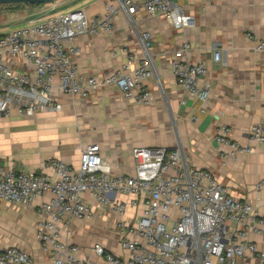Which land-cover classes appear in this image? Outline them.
Wrapping results in <instances>:
<instances>
[{"label": "built area", "instance_id": "1", "mask_svg": "<svg viewBox=\"0 0 264 264\" xmlns=\"http://www.w3.org/2000/svg\"><path fill=\"white\" fill-rule=\"evenodd\" d=\"M138 11L148 18L161 17L176 30L194 22L172 0H107L104 14L91 20L83 11H71L0 36V119L12 111L27 119L60 112L54 90L86 99L101 89H115L126 101L148 105L145 82L154 76L148 32L138 37L143 58L131 68L133 57L121 50L127 62L100 80L83 77L69 58L77 51L66 47L79 35L110 33L117 13L132 24ZM253 50L264 52V41H255ZM189 51V44L181 43L173 51L170 69L177 84L204 106L209 85L201 82L208 69L204 63L183 62ZM220 59L215 51L213 62ZM213 139L229 146L231 156L248 154L255 145L264 146V122L250 127L245 147L232 142L224 126ZM99 152L97 144L84 146L77 168L55 159H49L42 172L0 165V202L30 208L49 196L35 206V238L48 264H87L78 257L79 247L68 241L73 223L93 215L85 194L118 216L114 230L129 258L124 261L99 244L92 246L93 255L107 264H248L250 259L264 264V216L227 193L209 172L192 168L181 148H133L131 176H113ZM116 196L128 200L122 203ZM127 206L141 207L133 221L124 218ZM250 236L260 237L261 245ZM0 264H33V258L14 247L0 248Z\"/></svg>", "mask_w": 264, "mask_h": 264}, {"label": "crops", "instance_id": "2", "mask_svg": "<svg viewBox=\"0 0 264 264\" xmlns=\"http://www.w3.org/2000/svg\"><path fill=\"white\" fill-rule=\"evenodd\" d=\"M106 2L59 0L42 7L19 6L18 10L7 11L8 23L0 27V36L71 11H83L91 20L104 14ZM172 2L194 18L190 26L176 30L163 18H148L142 11L136 13V21L131 24L126 15L117 13L110 33L79 35L66 44L77 51L69 58L78 72L100 80L127 62L123 49L133 57L130 67H134L144 55L139 34L148 32L153 42L150 52L154 68V76L145 82L151 97L148 105L126 101L115 89H101L86 99L54 90L61 111L36 115L26 139L15 138L9 143L2 137L7 124L17 123L16 112H11L10 121L0 122V165L42 172L40 162L55 159L77 168L82 148L97 144L109 173L131 176L133 148L178 147L192 168L209 172L227 193L247 201L264 216V146L255 145L248 154L231 156L229 146L218 145L213 139L224 126L232 142L245 147L250 127L264 122V52L253 50L255 41H264V0ZM28 7L32 10L25 11ZM183 42L189 44L190 51L182 61L204 63L208 69L201 82L209 85L204 106L177 84L170 69L173 51ZM215 51L221 55L218 63L213 62ZM11 153L34 162H14L9 158ZM83 198L93 215L87 221L74 222L68 239L79 247L78 257L87 264H107L92 253V246L99 244L107 253L127 261L129 255L120 249L114 230L118 216L102 210L90 194ZM116 199L122 203L128 200L124 196ZM42 200H36L30 208L0 202V248H17L30 255L33 264H48L35 238V206ZM140 212L141 207L127 206L124 218L133 221ZM12 225L21 238L6 235L4 230ZM249 240L259 246L262 242L257 236ZM237 264L243 262L238 260ZM248 264L257 262L250 259Z\"/></svg>", "mask_w": 264, "mask_h": 264}, {"label": "rangeland", "instance_id": "3", "mask_svg": "<svg viewBox=\"0 0 264 264\" xmlns=\"http://www.w3.org/2000/svg\"><path fill=\"white\" fill-rule=\"evenodd\" d=\"M57 1H59V0H55L54 2H57ZM54 2H52V3H54ZM52 3H50V4H52ZM50 4H46V5H50ZM46 5H42V6H46ZM18 9H19V6L15 7L14 9L13 8L5 9V8L0 7V27H3V26H5V24L7 25V23H8L7 19H9V17H8L9 13L7 11L18 10ZM27 10H32V9L30 7H28L25 11H27ZM16 116H17L16 118H18V120H15L17 123L11 124V125L6 123L7 125L5 127V130H4V132H2V137L4 139H7L9 143L14 142L15 138L26 139V137L30 135L29 134L30 121H33L36 115L32 118H29V119L20 117L17 114H16ZM10 118H11V114L8 117L0 119V122L10 121V120H8ZM3 120H6V121H3ZM21 120H22V122H19ZM17 124H18V126L15 127V125H17ZM9 158L14 160V162L16 161V162H19L22 164L24 163V164H28V165L32 164L34 162V160H30V158H28V159L20 158V157L16 158L13 154L11 156H9ZM36 160L38 161V159H36ZM44 163H45L44 161L40 162L41 169H43V167L45 165ZM4 232L6 233V235H8L9 238H13V239L21 238L20 237L21 234L19 233L18 229L16 227H14V225L10 226L8 228V230H4Z\"/></svg>", "mask_w": 264, "mask_h": 264}, {"label": "water", "instance_id": "4", "mask_svg": "<svg viewBox=\"0 0 264 264\" xmlns=\"http://www.w3.org/2000/svg\"><path fill=\"white\" fill-rule=\"evenodd\" d=\"M55 0H0V6L8 5H32V6H42L50 4Z\"/></svg>", "mask_w": 264, "mask_h": 264}, {"label": "trees", "instance_id": "5", "mask_svg": "<svg viewBox=\"0 0 264 264\" xmlns=\"http://www.w3.org/2000/svg\"><path fill=\"white\" fill-rule=\"evenodd\" d=\"M13 6L17 7V6H23V5H8V6H0V7L7 9V8H13Z\"/></svg>", "mask_w": 264, "mask_h": 264}]
</instances>
